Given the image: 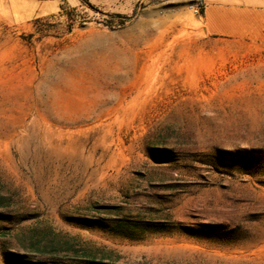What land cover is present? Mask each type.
<instances>
[{
  "label": "rangeland",
  "instance_id": "1",
  "mask_svg": "<svg viewBox=\"0 0 264 264\" xmlns=\"http://www.w3.org/2000/svg\"><path fill=\"white\" fill-rule=\"evenodd\" d=\"M210 2L0 0V264H264V36Z\"/></svg>",
  "mask_w": 264,
  "mask_h": 264
},
{
  "label": "crops",
  "instance_id": "2",
  "mask_svg": "<svg viewBox=\"0 0 264 264\" xmlns=\"http://www.w3.org/2000/svg\"><path fill=\"white\" fill-rule=\"evenodd\" d=\"M202 18L209 35L264 36V0H211Z\"/></svg>",
  "mask_w": 264,
  "mask_h": 264
},
{
  "label": "trees",
  "instance_id": "3",
  "mask_svg": "<svg viewBox=\"0 0 264 264\" xmlns=\"http://www.w3.org/2000/svg\"><path fill=\"white\" fill-rule=\"evenodd\" d=\"M133 229L134 228L132 226H130L129 224H121L119 226V233L135 239V237H133V235H132V232L134 231Z\"/></svg>",
  "mask_w": 264,
  "mask_h": 264
},
{
  "label": "built area",
  "instance_id": "4",
  "mask_svg": "<svg viewBox=\"0 0 264 264\" xmlns=\"http://www.w3.org/2000/svg\"><path fill=\"white\" fill-rule=\"evenodd\" d=\"M205 7V4L203 2H201V5H193L192 6V9H193V12L194 14L196 15H200L202 13V8Z\"/></svg>",
  "mask_w": 264,
  "mask_h": 264
}]
</instances>
